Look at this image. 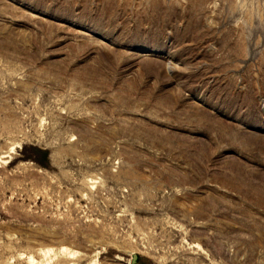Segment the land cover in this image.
<instances>
[{
	"label": "rangeland",
	"instance_id": "374dc122",
	"mask_svg": "<svg viewBox=\"0 0 264 264\" xmlns=\"http://www.w3.org/2000/svg\"><path fill=\"white\" fill-rule=\"evenodd\" d=\"M0 264H264V0H0Z\"/></svg>",
	"mask_w": 264,
	"mask_h": 264
}]
</instances>
